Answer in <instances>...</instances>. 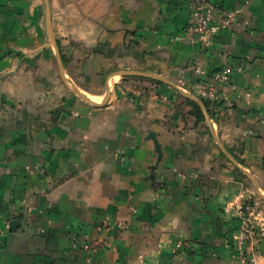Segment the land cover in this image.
Here are the masks:
<instances>
[{"label": "crops", "instance_id": "crops-1", "mask_svg": "<svg viewBox=\"0 0 264 264\" xmlns=\"http://www.w3.org/2000/svg\"><path fill=\"white\" fill-rule=\"evenodd\" d=\"M207 1L240 15L204 48L171 41L195 0H48L62 75L44 0H0V264H238L242 217L264 264V201L220 148L264 194V0ZM193 64L232 68L210 124Z\"/></svg>", "mask_w": 264, "mask_h": 264}, {"label": "built area", "instance_id": "built-area-1", "mask_svg": "<svg viewBox=\"0 0 264 264\" xmlns=\"http://www.w3.org/2000/svg\"><path fill=\"white\" fill-rule=\"evenodd\" d=\"M240 12L224 11L216 4L207 0H195L188 22L181 34L171 39L175 42H184L192 45H200L207 48L212 45L213 37L226 30H231L239 24ZM193 74L195 82L190 93L191 96L209 103L213 112L217 111L222 102V95L217 89V84H227L230 81L232 68L225 65L212 76L211 81L202 80V68L199 64H193L187 69ZM7 228V226H6ZM251 224L247 218L240 219V226L234 237V249L238 264H256L255 259L247 250ZM4 230L0 228V254L2 250V237Z\"/></svg>", "mask_w": 264, "mask_h": 264}, {"label": "water", "instance_id": "water-1", "mask_svg": "<svg viewBox=\"0 0 264 264\" xmlns=\"http://www.w3.org/2000/svg\"><path fill=\"white\" fill-rule=\"evenodd\" d=\"M44 5H45V19H46V30H47V34L49 36V39L51 40V44L53 46V49L55 51V56H56V59H57V62L59 64V67H60V70H61V73L63 75V63H62V59H61V55L59 53V50H58V46H57V43L53 37V34H52V31H51V27H50V12H49V3H48V0H44ZM115 75H121V76H131V77H141V78H147V79H151V80H154V81H158V82H162V83H166V84H169V85H172L171 83H169V81H167L166 79L164 78H161V77H158V76H155V75H151V74H147V73H139V72H131V71H121V72H118L116 73ZM69 89L71 91V93H73L75 96L81 98L82 100L86 101L87 103L89 104H92V105H99L95 102H93L92 100L88 99L87 97H85L83 94H81L78 90H76L75 88H72L71 86H69ZM180 93L186 97L187 99L191 100L192 102H194L195 104H197L199 106V108L202 110V112L206 115V118H207V121L208 123L210 124V117L208 116L207 114V110H206V107L203 103V101L201 99H198L196 97H193V96H189L183 92L180 91ZM108 95H109V90L107 89L106 91V95H105V98L107 99L108 98ZM153 142H154V145H155V150H156V153L158 155L157 157V164L160 162L161 160V150H160V147H159V144L157 143V141L155 140L154 138V135L150 134L149 136ZM217 140V139H216ZM218 142V140H217ZM220 148H221V151L223 152V154L227 157V159L232 163L234 164L241 173H243L245 176H247L249 178V180L254 184V187H255V190H256V194L258 195V197L264 201V195L263 193L260 191L258 185L256 184V182L249 176V174L239 165V163L235 160V158L229 154L228 152H226L224 150V148L220 145ZM15 225V222H11L9 224L10 226V230L13 228V226Z\"/></svg>", "mask_w": 264, "mask_h": 264}, {"label": "trees", "instance_id": "trees-1", "mask_svg": "<svg viewBox=\"0 0 264 264\" xmlns=\"http://www.w3.org/2000/svg\"><path fill=\"white\" fill-rule=\"evenodd\" d=\"M206 110H207V114L210 118L214 117V112L212 111V109L209 106V103L205 100H202ZM186 102L192 106L193 109V114L196 118L197 121H205L206 120V116L204 115V113L202 112V110L199 108V106L197 104H195L194 102H192L189 99H186Z\"/></svg>", "mask_w": 264, "mask_h": 264}, {"label": "rangeland", "instance_id": "rangeland-1", "mask_svg": "<svg viewBox=\"0 0 264 264\" xmlns=\"http://www.w3.org/2000/svg\"><path fill=\"white\" fill-rule=\"evenodd\" d=\"M184 93L190 96L189 93H187V92H184ZM252 192H253V198H256V199H258V200H261V199L258 197V195L256 194V190L254 189L253 186H252ZM263 195H264V194H263ZM261 201H262V200H261ZM256 264H257V263H256Z\"/></svg>", "mask_w": 264, "mask_h": 264}]
</instances>
